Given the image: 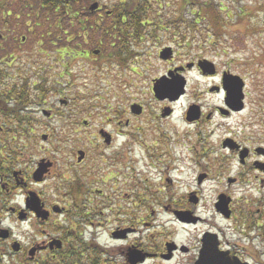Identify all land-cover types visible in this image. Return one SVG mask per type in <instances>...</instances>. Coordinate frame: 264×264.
<instances>
[{"label":"flooded vegetation","instance_id":"1","mask_svg":"<svg viewBox=\"0 0 264 264\" xmlns=\"http://www.w3.org/2000/svg\"><path fill=\"white\" fill-rule=\"evenodd\" d=\"M102 12V6L94 11L101 19ZM80 22L88 20L69 19L59 28L55 18L10 20L3 12L0 19V264H202L205 254L218 255L223 263L264 264L255 243L230 242L213 227L198 242L179 239L184 228L205 223L198 213L203 194L201 189L180 193L176 188L173 173L186 160L197 164L196 147H168L167 125L187 97L184 120L196 131L215 117L239 113L227 103L224 87L225 76L232 73L221 72L206 57L179 56L173 50L165 59L161 51L164 72L152 80L156 109L151 112L131 93L140 77V55L132 41L141 44L147 28L139 40L135 32L98 44ZM91 67L129 75L126 89L121 87L120 98L111 104L113 112L94 120L86 119L91 113L85 80ZM151 69L148 64L144 70ZM74 71L81 75L75 77ZM193 75L207 84L206 90L190 93ZM179 82L185 85L179 99L155 95L159 84L174 88ZM206 95L222 97V104L209 108ZM140 132L152 137L150 145ZM226 142L222 149L233 152L247 169L238 179L229 176L228 187L244 182L245 173L252 171L254 182L264 186V147H243L230 138ZM208 153L216 154L214 169L225 172L226 157L204 148L205 157ZM139 159L150 162L145 173L153 176L151 185L139 179ZM198 177L202 187L209 174ZM222 197L231 201L229 218L215 209ZM214 210L229 223L239 221L227 191L216 194ZM256 226L261 232L257 237L249 234L253 227L242 234L263 240L264 217Z\"/></svg>","mask_w":264,"mask_h":264},{"label":"rangeland","instance_id":"2","mask_svg":"<svg viewBox=\"0 0 264 264\" xmlns=\"http://www.w3.org/2000/svg\"><path fill=\"white\" fill-rule=\"evenodd\" d=\"M119 1L94 0L91 3L86 1V3L89 5L98 2L101 6H104L103 9L108 5L110 7L108 11H111V7ZM163 1L165 2L162 10H159L156 4L154 9L155 13L163 15V20H167V17L182 16L187 23L194 24L198 22L199 24H195L193 32L187 33L188 37L191 36V38L186 43L179 42L178 38L181 39L182 36L177 35L178 38H175L172 30L170 32L160 30V32L152 34L150 26L147 27L146 37L141 44L139 41H132L133 48L140 55L137 66V74L140 77L136 83L137 88L133 89V85L131 87L133 89L131 92L132 97L138 102L145 103L149 106L151 112H154L153 110L156 107L154 102L151 101L153 95H150L152 80L157 79L164 72L159 53L161 51L163 53L168 47L177 51L179 56L197 57L199 55V57H206L215 62L221 72L225 70L233 75L240 76L246 84V100L243 112L232 115L227 119L215 117L213 122L207 123L196 131L197 127H190L184 120L185 108L190 101L187 97L176 106V113L167 125L166 130H169L167 135L170 138L168 147L183 146L184 149H187L189 145L196 147L194 162L197 164H192L186 160V163L179 165L173 173V177L177 181L176 188L180 193H184L182 192L183 189H201L203 194L202 201L198 206V213L205 220V223L184 228L183 232L180 231L179 239L189 244L198 242L200 235L209 227H213L223 231L224 237L230 242L250 241L255 243L260 250L258 257L264 263V251L262 250L264 239L248 240L242 234L243 231H248L251 227H253L250 229L252 232L249 233L251 237H257L261 234L259 229L256 228V222L264 217V186L258 180L254 182L252 171L249 174L245 173L244 182L228 187L227 179L229 176L232 179H238L242 173L247 172V169H242L237 156L233 152L227 153L222 149V143L228 138L233 139L243 147H264V0H212L217 11L219 9L223 10L219 12V21H223L217 27L218 36L213 34L214 32L209 34L216 36L211 39L207 35L209 26L206 19L208 18L203 9L196 5H182V0H169L170 4H166V0ZM196 1L204 3L211 0ZM240 10H242L241 18L238 17ZM227 15H230V17L228 18ZM1 18L2 11L0 10ZM14 18V16L10 17V20H14ZM132 59L135 58L132 57ZM148 64L152 68L151 72H145L144 70ZM91 68L88 78L85 80L88 84V86H85V94L90 99L91 113L86 116V119L94 120L100 119L102 115L108 112H113L114 107L111 104L115 99L120 98V89L125 87L124 82L129 81L126 80L129 75L120 74L115 68H113V71H107L106 68L103 70ZM74 75L77 77L81 74L74 71ZM197 79V76L193 75L191 86L193 88H191L190 93L197 90H206L207 84H201ZM75 81L82 82L79 78ZM203 100L205 105H209V108H214L220 106L223 99L220 96L206 95ZM207 108L208 106H206ZM139 135L143 142L150 145V138L152 139L150 135V138L142 132ZM204 148L217 152L218 157H226L223 165L225 172L214 169L213 163L216 154L208 153V156L205 157L203 154ZM198 152L200 153L198 154ZM149 166V160H138L139 179H146L147 184L151 185L150 179L153 176L149 178V175L145 173V171H149ZM131 171L134 176L137 175V169L135 170L132 167ZM204 171L208 172L209 178L202 187H199L197 185L198 174ZM153 173L155 174V172ZM156 178L157 182L160 183L162 175L159 173ZM175 186L171 189H174ZM220 191L230 193L234 200L235 217L239 221L234 220L229 223L217 216L214 204L215 196ZM254 251H256L255 245Z\"/></svg>","mask_w":264,"mask_h":264},{"label":"trees","instance_id":"3","mask_svg":"<svg viewBox=\"0 0 264 264\" xmlns=\"http://www.w3.org/2000/svg\"><path fill=\"white\" fill-rule=\"evenodd\" d=\"M86 1L91 3L94 0H0V10L6 15L9 14V17L14 16V19L55 18L58 20L59 28H61V25L65 26L69 19H87L88 22H84V24L80 22V25L88 26L92 43L98 44L104 43V41L109 43L114 41L115 36L118 40V36H128L135 32L136 39L139 40L142 30L148 26L152 28L153 34L160 32V30L166 32L172 30L175 38H178L177 35L182 36L181 39L178 38L179 42L186 43L191 38V36L188 37L187 33L193 32L195 24H199L198 22L194 24L187 23L182 16L167 17V20H163V15L154 11L155 4L159 10L163 9L165 2L163 0H120L111 7V11H108L110 9L108 5L105 6L102 19L91 11L92 5H88ZM182 1V5H196L203 9L209 19H206L209 26L208 38L218 36L217 27L223 21H219V12H222V9L217 11L212 0L204 3L196 0ZM168 3L170 4L169 0H166V4ZM239 14L238 17L241 18L242 10L239 11ZM227 17L229 18L230 15H227ZM122 19L125 20L120 21ZM211 32H214L215 35H209ZM126 39V41L129 40Z\"/></svg>","mask_w":264,"mask_h":264},{"label":"water","instance_id":"4","mask_svg":"<svg viewBox=\"0 0 264 264\" xmlns=\"http://www.w3.org/2000/svg\"><path fill=\"white\" fill-rule=\"evenodd\" d=\"M97 9H98V3H95L94 5H92L91 11H95ZM170 52H171V49L165 50V52H163V57L167 59L169 57L167 53H170ZM244 85L245 84L243 80L239 76L230 75V76H225L224 78V87L228 92L227 103L231 102V105L233 106V109L235 111H242L244 108V102H243L245 98L243 94ZM183 94H184V83L182 82L177 83V85L174 88L161 84V86L157 87L156 89V95L159 99L163 97L165 98L167 97L172 100H177ZM194 114L196 113L191 110L189 112V117L191 118V116H193ZM191 120H193V118H191ZM224 145H227V142H225ZM244 157L245 155L241 156L242 159ZM229 203L230 201L228 202L224 197H222L219 199V203L216 205L217 211L227 218H229L230 216ZM215 237L216 236L208 239L209 242H214L216 240ZM215 248L216 247H208L207 251L215 250ZM221 261L222 260L220 256L218 255L216 256L214 254L213 255L205 254V255H202V258H201L202 264H236L235 261L231 262L227 260L226 263H223Z\"/></svg>","mask_w":264,"mask_h":264}]
</instances>
